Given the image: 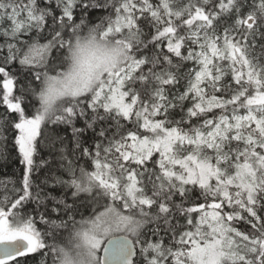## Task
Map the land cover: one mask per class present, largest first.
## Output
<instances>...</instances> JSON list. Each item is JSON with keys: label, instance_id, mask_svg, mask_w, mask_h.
Masks as SVG:
<instances>
[{"label": "snow or ice", "instance_id": "snow-or-ice-1", "mask_svg": "<svg viewBox=\"0 0 264 264\" xmlns=\"http://www.w3.org/2000/svg\"><path fill=\"white\" fill-rule=\"evenodd\" d=\"M0 264H264V0H0Z\"/></svg>", "mask_w": 264, "mask_h": 264}, {"label": "trees", "instance_id": "trees-1", "mask_svg": "<svg viewBox=\"0 0 264 264\" xmlns=\"http://www.w3.org/2000/svg\"><path fill=\"white\" fill-rule=\"evenodd\" d=\"M11 169H9V171H10Z\"/></svg>", "mask_w": 264, "mask_h": 264}]
</instances>
